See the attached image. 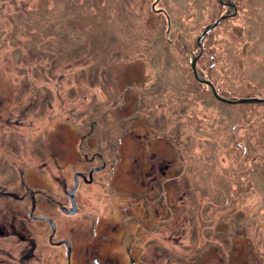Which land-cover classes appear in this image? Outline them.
<instances>
[{"label": "rangeland", "instance_id": "374dc122", "mask_svg": "<svg viewBox=\"0 0 264 264\" xmlns=\"http://www.w3.org/2000/svg\"><path fill=\"white\" fill-rule=\"evenodd\" d=\"M197 54L219 94L264 98V0H0V90L46 137L37 169L46 142L62 175L102 155L83 213L123 264H264V102L218 100Z\"/></svg>", "mask_w": 264, "mask_h": 264}, {"label": "flooded vegetation", "instance_id": "af4514ba", "mask_svg": "<svg viewBox=\"0 0 264 264\" xmlns=\"http://www.w3.org/2000/svg\"><path fill=\"white\" fill-rule=\"evenodd\" d=\"M19 97L18 90L13 89V95L0 90V264H123L109 249L113 237L107 231L101 234L98 228L107 215L88 219L83 213L87 204L83 185L91 183L93 172L105 165L104 158L97 152L102 164L90 167L87 173L85 169L54 173L47 165L51 160V142L47 140L50 143L41 146L47 157L37 169L35 142L42 145L46 137H34L35 130L29 127L34 113L25 118L24 108L29 104L20 106ZM24 129L27 135H23ZM83 140L80 135V154H85ZM57 168L60 172L65 169L60 165ZM34 179L46 187L35 186ZM52 181L59 188L56 193L50 191ZM124 257L127 264L134 263L129 255Z\"/></svg>", "mask_w": 264, "mask_h": 264}, {"label": "water", "instance_id": "95a60500", "mask_svg": "<svg viewBox=\"0 0 264 264\" xmlns=\"http://www.w3.org/2000/svg\"><path fill=\"white\" fill-rule=\"evenodd\" d=\"M225 16H227V14H222L220 15L214 22L206 25L202 31V34L198 37V45L199 48L200 44H199V39L200 37L210 28L215 26L222 18H224ZM199 54V53H198ZM198 54L195 55L194 57H192L191 59V67H192V71H193V75L196 79H198L199 81L209 85V87L211 88L212 94L214 97H216L218 100L223 101V102H228V103H237V102H252V101H263L264 102V98H257V97H241L238 99H231V98H226L223 97L221 95H219L215 89V87L213 86V84L211 83V81H209L208 79H204L198 76L197 71H196V67H195V63H196V59L198 57ZM100 168V167H99Z\"/></svg>", "mask_w": 264, "mask_h": 264}]
</instances>
